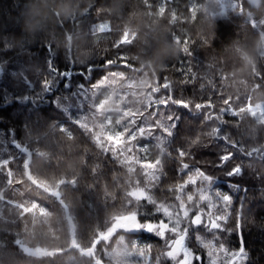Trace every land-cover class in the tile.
Listing matches in <instances>:
<instances>
[{"label":"trees","instance_id":"obj_1","mask_svg":"<svg viewBox=\"0 0 264 264\" xmlns=\"http://www.w3.org/2000/svg\"><path fill=\"white\" fill-rule=\"evenodd\" d=\"M158 3L0 0V161L11 162L0 169V264H136L139 256L125 254L126 248L134 250L130 238L145 240L141 247L151 245L145 252L162 262L163 240L116 228L117 220L136 214L138 198L131 195L136 189L183 205L191 217L201 210L218 214L223 203L210 209L216 195L230 194L221 213L229 217L228 231L219 232L220 239L204 226L187 225L188 246L200 257L193 264H228L238 249L246 264H264V79L258 78L264 76V0L257 7L241 0L244 10L217 16L200 3L196 17L190 0H166L164 15L155 17ZM104 22L111 31L94 34L93 26ZM125 35L130 43L118 47ZM185 41L191 55L185 54ZM164 47L169 54L157 60ZM50 59L61 75L42 90ZM106 61L117 62L105 66ZM90 64L95 70L82 74ZM103 77L115 78L111 85L122 90L131 85L127 80L150 82V100L127 101L128 115L119 123L122 146L103 144L98 135L103 126L92 125L94 117L104 124L95 108L108 91L109 85L100 84ZM169 96L190 107L165 106ZM175 116L180 120L173 128ZM147 142L154 150L151 159L142 155ZM179 150L188 153L183 161ZM224 152L233 158L217 167ZM152 163L156 167L149 171ZM234 166L242 168L241 175L226 174ZM177 185L184 187L177 191ZM143 211L154 208L145 205ZM161 218L141 216L145 224ZM196 233L229 252L209 257Z\"/></svg>","mask_w":264,"mask_h":264},{"label":"snow or ice","instance_id":"obj_2","mask_svg":"<svg viewBox=\"0 0 264 264\" xmlns=\"http://www.w3.org/2000/svg\"><path fill=\"white\" fill-rule=\"evenodd\" d=\"M147 2V0H145ZM165 2L166 0H161V5L158 8V15L163 16L166 8H165ZM193 14H195V9H191ZM171 18L172 22L175 23L177 19V15L175 10L172 11L171 13ZM253 27H256V22L253 21L252 23ZM111 27L107 22L101 23L99 25L93 26V32L94 34L98 33H104V32H110ZM178 43H181L179 37L176 38ZM130 43V40L125 37H122L121 40L118 42L117 46L119 47L120 44H127ZM184 45V51L186 55H191L190 49L188 47L187 41L183 43ZM49 51L54 52L53 49L51 48V45H48ZM121 60L124 61L125 66L129 67L130 65L127 63V58L126 57H120ZM117 61H106L105 66L112 65L116 63ZM48 68H49V73L47 78H45L42 81V90H48L53 83V76H59L61 73L59 70L55 67V64L53 60L48 61ZM95 70V65L90 64L88 66H84L81 69L82 74L89 75ZM64 75H67L65 73ZM105 77L102 78V80ZM260 79H264V76L258 77ZM193 80V77H192ZM170 86L169 82H165V89H168ZM176 104L178 107H190L188 102L186 100L181 99L179 102L174 97L169 96L166 98L165 106L167 104ZM201 107H211V104L209 103L208 105H197V108ZM175 121V123L172 124V127L175 128L179 124L180 117L175 116L171 117ZM104 135L110 136L111 140L113 143L119 142L120 140V133L118 132H106ZM179 155L183 158L188 155L184 150H179ZM234 153H229V152H224L219 157V162L216 165L217 167L224 168L227 163L233 158ZM11 162L10 161H0V169H3L7 167ZM154 167V165H153ZM183 168H189L190 165L187 163H182ZM10 173V169H8ZM227 175L229 176H236V175H241L242 174V168L240 166H234L232 169L228 170ZM197 176L201 175V172L196 173ZM153 180L159 179L158 176H152L151 177ZM194 179V177H189V182H191ZM183 185H177L176 190L180 191L183 189ZM169 191H172V189H169ZM131 195L133 197L138 198L137 204H138V209L136 212V221L137 224L135 227H132L128 229V231L132 233L136 232H145L147 231L150 234H153L154 236L160 238L165 242V246L168 249L167 251L163 252L162 255L165 256L167 259L173 262V264H193L194 260H199L200 257L196 256L193 252V249L188 246L186 243L187 238H188V232L189 228L187 225H193V226H204L205 228L211 229L212 231V236L214 240L220 239L218 236V233L223 231L227 232L228 228L225 226L227 224L228 216L221 214L223 209H227L229 207V203L231 201V195L229 194L226 198L223 193H218L215 197V203L213 204V207H217V205H220L223 203V208L218 210V214H209L208 215V222L205 225L202 217L204 216L203 212L198 213L195 216H192L190 218V213L189 209L183 207L181 205L180 208H177L175 204H166L162 201L156 200L152 195H150L147 191H135L132 192ZM181 197L178 195L176 197V200H180ZM145 205H152L154 208V212L152 213H146L143 211ZM147 215H161L163 218L152 221V220H147L148 223L145 224V220L141 219V216H147ZM244 223V219L241 216L239 218V224L242 227ZM235 227L232 230H235ZM170 234V235H169ZM196 240L205 248V249H211L215 246L214 240H206L200 235L196 236ZM151 245H147L144 247H141L138 245V243L134 246L133 250V255L134 256H143L144 252L146 249H150ZM219 250L221 252H229V249L226 248L225 244L220 243L219 244ZM213 255L212 251H208V256L211 257ZM235 258H239L240 261H243L244 264H246V254L243 251H240L239 249L231 254V258L229 259L228 264H237V260ZM157 264H160V258L157 257ZM212 264H215V261L212 262Z\"/></svg>","mask_w":264,"mask_h":264},{"label":"rangeland","instance_id":"obj_3","mask_svg":"<svg viewBox=\"0 0 264 264\" xmlns=\"http://www.w3.org/2000/svg\"><path fill=\"white\" fill-rule=\"evenodd\" d=\"M200 3H202L204 6L203 8L201 7V9H203V11H205V7L208 8V10L211 11V14L213 16H217V15H223V14H227L229 12V9H237V8H242L243 10L245 9L244 5L241 3V0H190V9H195V14H193L192 12V16L196 17L197 15H199L200 13ZM161 5V0H159L158 6ZM166 5V2H165ZM241 9V10H242ZM248 17L252 16L249 11H247L246 14ZM116 78H120L121 75H115ZM140 78L143 77H139L137 79H135L134 81L131 80H127L126 82L128 84L131 85H126L125 89L129 90L130 93L132 94L131 97H128V94L126 92V90H122L120 86L116 85L114 83V86L111 85L112 80L114 79V82H116L115 78L112 79H103L100 81V84L102 86L104 85H109L107 86V90L105 92V96L104 98H102L99 102L95 103V108L97 110V115H102L103 119H104V124L100 122V120H102V118L99 117H94L93 120L95 121V123H92V125H96V124H100L103 126V131L102 132H98V135L100 137V140H102V143H106L108 145H112V146H122V144H124V139L123 136L124 135V131L122 130V128L119 127V123L122 121V118L124 117V115H128L126 114V111H124L126 109V105H127V101H135L137 103H139V101H142L144 99V97L146 98V100H150V98L152 97L151 94H148V88L150 86V82L149 79L146 77L144 80H139ZM93 96H95L94 94H92ZM129 98V100H128ZM262 108V107H261ZM116 116V119H114ZM90 125V123H89ZM101 128V127H100ZM143 129H140L139 131L142 132ZM105 131V132H104ZM106 132H118L120 133V140L119 142L113 143L111 140L110 136L104 135V133ZM142 155H143V159H151L152 158V154L154 152L153 148H152V144H150L149 142H147L146 144L142 145ZM137 157V153L133 152L132 158H136ZM131 158V159H132ZM154 165V167H153ZM156 167V163H152L148 166V170H154ZM135 191H142L140 189H136ZM144 191V190H143ZM215 207H213V205L210 206V209H214ZM190 211V210H189ZM200 212H203V210H201ZM199 212V213H200ZM191 213V212H189ZM198 214V213H197ZM195 214V215H197ZM207 214V213H206ZM193 215V216H195ZM191 217V216H190ZM206 218H208V216H206L204 214V216L202 217L204 223L206 221ZM123 220L126 222L124 224L125 227H121L122 229L125 228L124 230L128 231V229L135 227L137 224L136 221V214L135 213H130L128 215L125 216V218H123ZM122 220H117L115 222V224L117 225L118 223H121ZM114 224V225H115ZM202 227V226H200ZM120 228V229H121ZM196 228H199L196 226ZM129 233H132L130 231H128ZM197 235H200L199 233H196ZM203 238H205L203 235H200ZM123 240L127 239L126 235H122ZM132 239V240H131ZM208 240H211L210 238ZM129 243V247H134L137 243L139 246H143L145 245L144 241L142 240L140 242V240L138 238H130L128 240ZM186 243L188 244V239L186 241ZM36 249H31L30 251H35ZM168 250V249H167ZM208 251H212L213 252V257L215 260H217L216 258L218 257V253H216L215 251H218L219 249L214 246L211 249H207ZM39 253L44 252V250H42L41 248L38 249ZM150 252V251H149ZM149 252H144L143 256H139L140 258H137L136 264H157V259L152 260L151 259V253ZM125 254L127 256H133V252H130L129 249L126 248L125 250ZM195 254V252H194ZM216 255V256H214ZM137 257V256H136ZM237 260V263L239 261V258H235ZM169 261V264H173L172 261H170L169 259H167L165 256H163L162 262H160V264H166L165 261Z\"/></svg>","mask_w":264,"mask_h":264},{"label":"water","instance_id":"obj_4","mask_svg":"<svg viewBox=\"0 0 264 264\" xmlns=\"http://www.w3.org/2000/svg\"><path fill=\"white\" fill-rule=\"evenodd\" d=\"M246 3H248L251 7H257L262 3V0H245ZM125 221L122 220L121 223L116 225V228H120L122 225H124ZM72 246H77L76 244V238L72 237ZM99 264H104L102 260H98Z\"/></svg>","mask_w":264,"mask_h":264},{"label":"clouds","instance_id":"obj_5","mask_svg":"<svg viewBox=\"0 0 264 264\" xmlns=\"http://www.w3.org/2000/svg\"><path fill=\"white\" fill-rule=\"evenodd\" d=\"M169 54V49L167 47H164L160 50L159 53H157L156 59L160 60L163 57L167 56Z\"/></svg>","mask_w":264,"mask_h":264},{"label":"bare ground","instance_id":"obj_6","mask_svg":"<svg viewBox=\"0 0 264 264\" xmlns=\"http://www.w3.org/2000/svg\"><path fill=\"white\" fill-rule=\"evenodd\" d=\"M152 14L155 16V17H158V13H156V9L152 12Z\"/></svg>","mask_w":264,"mask_h":264}]
</instances>
